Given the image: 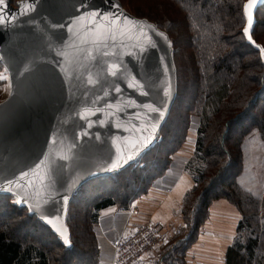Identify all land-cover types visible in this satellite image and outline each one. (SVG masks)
<instances>
[{
	"label": "trees",
	"instance_id": "1",
	"mask_svg": "<svg viewBox=\"0 0 264 264\" xmlns=\"http://www.w3.org/2000/svg\"><path fill=\"white\" fill-rule=\"evenodd\" d=\"M118 1L138 18L135 7L146 4L150 14L142 18L173 48L175 96L156 142L136 162L77 188L66 214L70 246L14 194L0 192V264H99L102 213L131 209L178 160L194 185L182 203V239L160 263L185 264L211 206L224 201L239 215L225 264H264V4L255 8L247 34L250 0ZM255 153L263 156L260 166L252 162ZM92 184L87 198L83 188Z\"/></svg>",
	"mask_w": 264,
	"mask_h": 264
},
{
	"label": "water",
	"instance_id": "2",
	"mask_svg": "<svg viewBox=\"0 0 264 264\" xmlns=\"http://www.w3.org/2000/svg\"><path fill=\"white\" fill-rule=\"evenodd\" d=\"M169 55L168 36L118 0H0V62L15 85L0 106V192L70 246L77 188L154 146L175 96Z\"/></svg>",
	"mask_w": 264,
	"mask_h": 264
},
{
	"label": "crops",
	"instance_id": "3",
	"mask_svg": "<svg viewBox=\"0 0 264 264\" xmlns=\"http://www.w3.org/2000/svg\"><path fill=\"white\" fill-rule=\"evenodd\" d=\"M185 164L182 160L173 163L166 175L154 183L148 195L135 201L131 209L111 208L102 213L96 226L99 264H112L114 242L149 220L160 227L164 245L158 246L145 264H161L165 250L179 245L182 236L178 232L184 228L182 203L194 185L191 176L184 171ZM238 219L237 210L229 203L215 202L210 208L209 220L187 251L185 264H225L226 250L233 243Z\"/></svg>",
	"mask_w": 264,
	"mask_h": 264
},
{
	"label": "built area",
	"instance_id": "4",
	"mask_svg": "<svg viewBox=\"0 0 264 264\" xmlns=\"http://www.w3.org/2000/svg\"><path fill=\"white\" fill-rule=\"evenodd\" d=\"M162 243L160 227L153 220H149L114 242L112 264H145Z\"/></svg>",
	"mask_w": 264,
	"mask_h": 264
},
{
	"label": "rangeland",
	"instance_id": "5",
	"mask_svg": "<svg viewBox=\"0 0 264 264\" xmlns=\"http://www.w3.org/2000/svg\"><path fill=\"white\" fill-rule=\"evenodd\" d=\"M21 1H24V0H12V3L14 5V7H17L18 4ZM135 9H136V11H140L142 15H149L150 14L149 7L146 4H144V3H138L137 6L135 7ZM129 15L133 16L134 18H136L137 20H139L142 23L149 22L147 19L142 18V17H144L142 15H141V18H138V17H136L133 14H129ZM172 54H173V48H172ZM169 56H170V61H171L172 55H169ZM173 69H174V67H173ZM14 89H15V85H14V82H13V73H12V71L10 70V68L8 67L7 64L1 63L0 64V106H3L7 102H9V100H11L12 95L14 93ZM255 146H256L255 143H251L249 145V149L255 150ZM148 150L149 149H147L146 151H144L142 154H144ZM141 155L139 157H141ZM262 157L263 156L260 157V155L258 153H255V154H253L252 162L255 163L256 165L258 164V166H260V161L262 163ZM138 158L134 162H136L138 160ZM252 162H251V164H252ZM254 172L257 173V174H259L260 170L258 168H256V170H254ZM244 182H246V179L244 180ZM89 187H90V189H92V188L96 187V185L95 184H92V185H86V186H84V188H83V190H85L84 193H86V192L89 193L87 195V198L91 194ZM14 197H15L14 201L17 202L18 201V196L15 195ZM80 197H81L80 200H82V202L79 203V204L80 205H83V199H82L83 195H81ZM72 211L73 212H77L78 211V208L74 206L73 209H72ZM79 216H81V215L79 214ZM99 249H100V247H99ZM99 261H100V258H99Z\"/></svg>",
	"mask_w": 264,
	"mask_h": 264
},
{
	"label": "snow or ice",
	"instance_id": "6",
	"mask_svg": "<svg viewBox=\"0 0 264 264\" xmlns=\"http://www.w3.org/2000/svg\"><path fill=\"white\" fill-rule=\"evenodd\" d=\"M257 2H258V0H251V2H248L247 5H246V7H245L246 8L247 17L251 18L252 21H253V9H254V5ZM17 203H20V201L18 200ZM45 220L48 223L52 224L55 227V229H56L57 232H60V229L59 228H56V225L53 223V221L49 220L48 218H45ZM60 234L62 236H64V234L62 232H60ZM65 240H68V238L65 237Z\"/></svg>",
	"mask_w": 264,
	"mask_h": 264
}]
</instances>
